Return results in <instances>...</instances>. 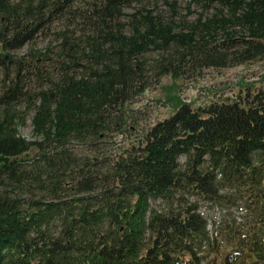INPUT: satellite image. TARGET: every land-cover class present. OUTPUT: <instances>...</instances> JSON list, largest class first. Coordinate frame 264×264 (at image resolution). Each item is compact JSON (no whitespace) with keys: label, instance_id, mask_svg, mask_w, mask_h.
I'll return each mask as SVG.
<instances>
[{"label":"trees","instance_id":"trees-1","mask_svg":"<svg viewBox=\"0 0 264 264\" xmlns=\"http://www.w3.org/2000/svg\"><path fill=\"white\" fill-rule=\"evenodd\" d=\"M160 1L167 17L145 0H0L5 68L12 61L3 54L54 20L75 18V5L86 30L78 38L59 35L55 73L28 77L39 141L18 133L27 112L12 107L21 93L17 78L10 96H0V264H199L207 252L214 254L207 264H217L218 236L195 204L158 211L150 202L187 186L220 203L219 182L246 197L255 218L246 235L233 227L231 256L223 251L219 264H264V92L248 87L237 100L205 107L179 103L111 160L81 163L69 148L118 131L128 105L164 76L178 80L264 59V0H194L205 15L191 21L177 16V0ZM97 187L104 190L78 196Z\"/></svg>","mask_w":264,"mask_h":264},{"label":"rangeland","instance_id":"rangeland-1","mask_svg":"<svg viewBox=\"0 0 264 264\" xmlns=\"http://www.w3.org/2000/svg\"><path fill=\"white\" fill-rule=\"evenodd\" d=\"M145 2L149 8L161 11L166 17L170 14L168 7L164 6L160 0H145ZM74 9H76L75 18L64 16L54 20L51 26L40 32L32 42L27 43L18 51L5 53L9 56L8 59L12 61V64H9L7 68L0 65V96H4V93L10 96L12 92L10 85L17 78L21 93L17 103H14L12 107L21 114L27 112L24 124L19 126L17 130L19 135L28 141L41 139L32 133L31 119L34 111L27 100L31 85L29 78L32 77L34 71L45 70V73L48 74L55 73L57 52L60 51L59 35L62 32L67 30L78 38L86 31L84 23L78 17L80 14L78 5H75ZM201 10L194 0L176 1L175 12L180 18H186L189 21L194 20L201 12L205 15V11ZM131 11V9L127 10V12ZM236 31L242 33L240 29H236ZM80 52L81 50H78L77 54L79 55ZM37 55L38 57L35 58ZM155 56V53H149L146 61L151 62ZM44 58H47L48 61H45ZM17 62L21 64L19 67L16 65ZM248 87L251 93L264 92V59L229 68H209L203 70L200 75L195 76L191 73L178 80L164 76L157 84L151 83V86L142 95L137 96L128 105V119L124 125L117 127L118 131L110 132L106 138L102 136V139L97 141L95 145L86 146L73 143L69 148L76 154L81 163L85 162L84 159H89V163L92 160L98 163L101 158L111 160L114 154L121 152L128 144L138 142L148 129L158 121L170 118L175 113L179 103H187L193 108H197L208 106L212 102L225 101L226 98L237 100L238 94L242 95L244 91L248 90ZM129 128L131 131L127 132L125 129ZM178 163L182 169L185 158L179 157ZM102 169L107 171L108 166L105 165ZM216 173L217 180H220L218 172ZM219 186L221 189L218 194L223 198L220 203L215 204L200 195H196L187 186H180L173 198L152 200L150 208L167 211L177 205L195 204L197 211L206 221L210 235L218 236L215 246L220 247L222 259L223 251L231 256L235 244L233 243V227L238 228L239 232L246 235L252 225V219L255 218L251 212L252 206L246 203L247 198H240L241 195L233 190V185H225V183L219 182ZM101 188L104 190V187H97L92 192L78 196L90 198L94 194H100ZM69 198H73L72 193L67 200H70ZM227 240L231 243L227 244ZM213 243L210 245V249L215 247ZM229 245L231 247H228ZM199 256L201 257L199 264H207L214 259V254L210 255L208 252L205 255L199 254ZM221 259L219 257L216 259L217 264L220 263Z\"/></svg>","mask_w":264,"mask_h":264},{"label":"water","instance_id":"water-1","mask_svg":"<svg viewBox=\"0 0 264 264\" xmlns=\"http://www.w3.org/2000/svg\"><path fill=\"white\" fill-rule=\"evenodd\" d=\"M4 55V58L6 61H8V57L6 54H3ZM8 97V94L7 93H4V98H7Z\"/></svg>","mask_w":264,"mask_h":264}]
</instances>
